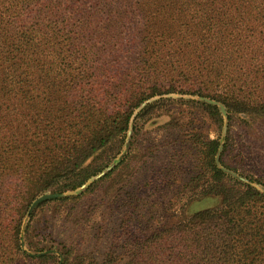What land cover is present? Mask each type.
<instances>
[{
	"label": "trees",
	"instance_id": "16d2710c",
	"mask_svg": "<svg viewBox=\"0 0 264 264\" xmlns=\"http://www.w3.org/2000/svg\"><path fill=\"white\" fill-rule=\"evenodd\" d=\"M176 91L222 102L229 118L264 114V0H0V142L37 165L32 197L55 187L41 205L93 179L105 164L90 160L121 153L156 105L142 104ZM201 104L220 125L218 106ZM199 141L206 180L192 199L217 205L137 231L131 264H264V191L230 184L222 138Z\"/></svg>",
	"mask_w": 264,
	"mask_h": 264
},
{
	"label": "rangeland",
	"instance_id": "374dc122",
	"mask_svg": "<svg viewBox=\"0 0 264 264\" xmlns=\"http://www.w3.org/2000/svg\"><path fill=\"white\" fill-rule=\"evenodd\" d=\"M202 102L218 106L220 125ZM155 103L150 113L132 121L121 153L106 162L116 151L110 149L90 160L105 164L104 169L79 188L62 192L66 200L37 202L55 187L32 197L37 165H25L34 161L22 156L14 140L0 142V264H64L66 258L69 264H131L137 231L147 236L153 232L150 224L158 230L168 219L182 220L217 205L215 198L192 199L193 184L206 180L197 178L201 139L224 140L230 184L264 191V114L229 118L222 102L179 91L152 97L141 107ZM42 110L23 108V120ZM136 195V210L143 214L138 229Z\"/></svg>",
	"mask_w": 264,
	"mask_h": 264
},
{
	"label": "water",
	"instance_id": "95a60500",
	"mask_svg": "<svg viewBox=\"0 0 264 264\" xmlns=\"http://www.w3.org/2000/svg\"><path fill=\"white\" fill-rule=\"evenodd\" d=\"M210 102H211V101H210ZM212 103H216V102L212 101ZM221 111H222V113H223L224 115L227 114V109L225 108L224 105L221 106ZM225 170H226V168H225ZM49 195H50V194H44L43 196H41V197L39 198V200H38L37 202L42 201L43 199H45V198L48 197Z\"/></svg>",
	"mask_w": 264,
	"mask_h": 264
}]
</instances>
